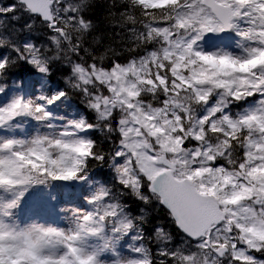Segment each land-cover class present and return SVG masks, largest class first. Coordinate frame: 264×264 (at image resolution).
Returning <instances> with one entry per match:
<instances>
[{"label": "snow or ice", "instance_id": "1", "mask_svg": "<svg viewBox=\"0 0 264 264\" xmlns=\"http://www.w3.org/2000/svg\"><path fill=\"white\" fill-rule=\"evenodd\" d=\"M91 7L0 0V95L21 64L41 76L0 103V264H264V0H109L122 46L103 51L85 47ZM54 63L90 115L52 110L70 97ZM128 196L170 226L146 236Z\"/></svg>", "mask_w": 264, "mask_h": 264}, {"label": "trees", "instance_id": "2", "mask_svg": "<svg viewBox=\"0 0 264 264\" xmlns=\"http://www.w3.org/2000/svg\"><path fill=\"white\" fill-rule=\"evenodd\" d=\"M109 0H92V7L86 13L88 19H91L96 24L95 31L90 33L86 39L85 47H90L95 51H103L104 47L112 46L119 49L122 45L120 41L122 37L117 35L116 33L120 31V29L113 27L110 25L106 19V6ZM21 23V22H20ZM11 27V25H9ZM36 42H45L46 37L44 30L42 28H34V34L32 36ZM97 38H99V43H97ZM83 55V53H82ZM85 59H89V57L85 56ZM32 73V68L27 64H21L17 68H15L9 75V78L15 77H24L25 75H29ZM70 74V69L65 67L63 64L54 63L51 67V72L48 76V80L51 85L55 88H66L69 91V100H73L81 110L87 113V109L84 107V104L81 101L79 95H77L70 86L66 83L65 78ZM3 82H8V79ZM90 115V114H88ZM105 150H107V145H104ZM92 175L95 179L99 180H111L112 175L111 171L108 167V164L104 165L94 164L92 167ZM126 202L130 205V210L133 214H140V209H144V215L147 218V222L144 225V231L146 236H151L154 230V227L157 224L164 225L165 227L170 226V221L167 219L166 210L162 207H159L155 204L150 206H145L141 204L139 201L135 200L133 197L128 196L126 198ZM173 235L175 237V242H177L178 237L175 235V229H171ZM151 247L153 251H155V243L153 242Z\"/></svg>", "mask_w": 264, "mask_h": 264}, {"label": "rangeland", "instance_id": "3", "mask_svg": "<svg viewBox=\"0 0 264 264\" xmlns=\"http://www.w3.org/2000/svg\"><path fill=\"white\" fill-rule=\"evenodd\" d=\"M2 2H6V3H10L11 0H2ZM21 23H23V20L20 21ZM36 26H39L38 24ZM202 45L206 48L209 49L211 46L216 45V46H229L233 43V36L232 34H208L205 39L201 42ZM26 85H29L32 94H37L36 92L39 90V76H35L29 79H26L25 83ZM11 87L12 85L9 86V88L6 90V92L3 95H0V103L4 102L7 100L9 93L11 92ZM54 112L60 114V115H70V114H74L76 113L73 108L71 106H69L68 104L64 103L62 105H60L59 107H55L52 109ZM73 190H75L73 188ZM54 192L57 191L56 189L53 190ZM34 199L33 202H31L30 207H28L29 209L31 208V206L33 204H39L41 203L45 197L43 196L42 193L34 195ZM59 199L63 200L64 199V195L63 193L59 194ZM27 214V212H25L24 216ZM181 237H179V243L181 241ZM124 252L125 254H127V244H125L124 247Z\"/></svg>", "mask_w": 264, "mask_h": 264}]
</instances>
